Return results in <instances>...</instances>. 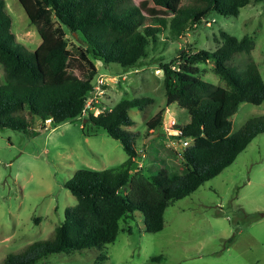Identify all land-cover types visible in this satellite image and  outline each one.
Segmentation results:
<instances>
[{
	"label": "trees",
	"instance_id": "16d2710c",
	"mask_svg": "<svg viewBox=\"0 0 264 264\" xmlns=\"http://www.w3.org/2000/svg\"><path fill=\"white\" fill-rule=\"evenodd\" d=\"M150 1L164 11L154 14L143 1L132 0H17L40 38L29 50L15 40L10 15L0 0V128L25 132L34 118L48 123L41 128H53L82 119L85 110L88 122L118 141L126 155L115 167L76 169L63 184L75 204L63 209L61 223L47 238L8 253L0 264H33L48 253L100 248L115 240L121 230L119 222L133 218L134 211L141 214L144 231H159L168 205L217 175L252 138L264 133V114L248 118L230 132V118L240 103L264 101V81L249 56L252 38H236L219 30L213 37L214 50L179 51L168 62L159 63L165 104L174 103L188 115L186 123L172 127L179 132L178 138L189 139L179 149L184 171L155 176H145L140 168L132 171L138 155L133 141L138 133L129 129L132 120L127 111L144 108L152 98L121 99L93 115L85 107L96 75L89 57L116 63L123 71L136 68L158 32L166 30L179 37L209 13L236 16L250 0ZM64 28L76 38L79 34L84 46H69ZM239 54L248 56L242 68L232 62ZM205 62L224 86L200 77L197 64ZM159 123L158 116L147 121V126ZM159 258L153 256L150 261Z\"/></svg>",
	"mask_w": 264,
	"mask_h": 264
},
{
	"label": "rangeland",
	"instance_id": "374dc122",
	"mask_svg": "<svg viewBox=\"0 0 264 264\" xmlns=\"http://www.w3.org/2000/svg\"><path fill=\"white\" fill-rule=\"evenodd\" d=\"M132 1H143L145 9L154 14L164 11L150 0ZM4 2L15 40L33 50L40 42L36 28L17 0ZM263 9V0H250L236 16L209 13L201 24L179 37L162 30L136 68L127 71L116 63L104 64L89 57L96 75L86 110L91 108L96 114L121 99L152 98L144 108L127 111L132 120L129 129L138 133L133 141L138 155L132 171L140 168L145 176L184 171L180 150L170 142L168 130L172 129L167 120L171 117L175 124H182L188 115L174 103L165 104L159 63L168 62L179 51L214 50L217 44L213 37L223 30L236 38H252L249 56L264 81ZM64 31L69 46H84L79 34L76 38L66 28ZM247 57L235 55L232 62L242 68ZM197 65L203 80L224 86L211 64ZM262 114L264 101L240 103L230 118V132ZM158 116L159 125L147 126V121ZM82 117L53 128H41L48 123L34 118L31 129L25 132L0 128V261L32 241L47 238L61 223L63 209L75 204V197L63 184L76 169L115 167L126 158L118 141L88 122L86 111ZM132 217L119 222L121 230L111 243L48 253L33 264H264V133L252 138L217 175L168 205L159 231H144L138 211ZM153 256L160 258L150 261Z\"/></svg>",
	"mask_w": 264,
	"mask_h": 264
},
{
	"label": "built area",
	"instance_id": "2783aa9c",
	"mask_svg": "<svg viewBox=\"0 0 264 264\" xmlns=\"http://www.w3.org/2000/svg\"><path fill=\"white\" fill-rule=\"evenodd\" d=\"M204 24H206V25H208L209 23H208V21L206 20V21H204ZM90 98V97H89ZM88 98V99H89ZM87 99V100H88ZM91 99V98H90ZM87 102V101H86ZM87 105L85 104V107H86ZM91 111H92V109L91 108H89ZM98 112H99V110H98ZM97 112V113H98ZM96 113V114H97ZM85 114V110H82V113H81V116H83ZM92 114H93V112H92ZM93 115H95V114H93ZM167 124H168V127L169 128H171L172 130H168V133H169V136H171V140H170V142H171V144L174 146V147H176V149H180V148H182V147H185V146H187L188 145V143H189V139H180V138H178V131L176 130V129H173L172 127H173V125H175V121H174V119L173 118H171V117H169V119L167 120Z\"/></svg>",
	"mask_w": 264,
	"mask_h": 264
},
{
	"label": "water",
	"instance_id": "95a60500",
	"mask_svg": "<svg viewBox=\"0 0 264 264\" xmlns=\"http://www.w3.org/2000/svg\"><path fill=\"white\" fill-rule=\"evenodd\" d=\"M83 121H84V119H83ZM153 135H155V134H149V137H150V136H153Z\"/></svg>",
	"mask_w": 264,
	"mask_h": 264
},
{
	"label": "crops",
	"instance_id": "0c3cea01",
	"mask_svg": "<svg viewBox=\"0 0 264 264\" xmlns=\"http://www.w3.org/2000/svg\"><path fill=\"white\" fill-rule=\"evenodd\" d=\"M253 49V48H252ZM167 109V108H166Z\"/></svg>",
	"mask_w": 264,
	"mask_h": 264
}]
</instances>
